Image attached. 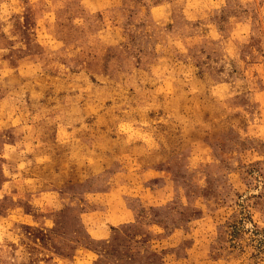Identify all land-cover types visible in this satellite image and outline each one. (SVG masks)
<instances>
[{
    "label": "rangeland",
    "instance_id": "rangeland-1",
    "mask_svg": "<svg viewBox=\"0 0 264 264\" xmlns=\"http://www.w3.org/2000/svg\"><path fill=\"white\" fill-rule=\"evenodd\" d=\"M0 264H264V0H0Z\"/></svg>",
    "mask_w": 264,
    "mask_h": 264
}]
</instances>
